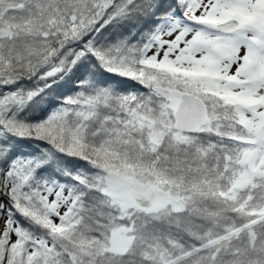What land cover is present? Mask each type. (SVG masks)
Listing matches in <instances>:
<instances>
[{
	"label": "snow or ice",
	"instance_id": "6c2138e0",
	"mask_svg": "<svg viewBox=\"0 0 264 264\" xmlns=\"http://www.w3.org/2000/svg\"><path fill=\"white\" fill-rule=\"evenodd\" d=\"M0 264H264V0H0Z\"/></svg>",
	"mask_w": 264,
	"mask_h": 264
}]
</instances>
